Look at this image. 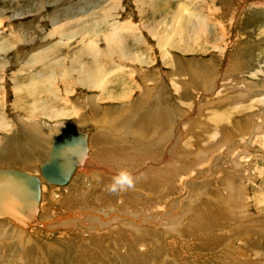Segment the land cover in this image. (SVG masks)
<instances>
[{
	"label": "rangeland",
	"instance_id": "1",
	"mask_svg": "<svg viewBox=\"0 0 264 264\" xmlns=\"http://www.w3.org/2000/svg\"><path fill=\"white\" fill-rule=\"evenodd\" d=\"M182 14L188 23L179 21ZM109 36L117 41L107 43ZM85 46L112 49L110 57L100 55L103 72ZM33 101L49 116L63 114H35ZM57 120L71 126L56 130ZM0 121L1 169L38 172L28 160L47 153L55 133L69 128L88 133L90 147L85 172L66 193L53 185L58 202L48 205L43 195L31 225L0 221V264H264V0H0ZM121 139L129 143L122 151L114 145ZM173 160L186 165L180 174L151 179V163ZM120 169L132 173L135 186L111 193L107 185ZM72 211L106 218L114 212L117 222L141 213L148 221L134 230L110 223L96 231L87 218L65 221ZM180 221L175 231L168 227ZM242 240H249L247 258L230 253Z\"/></svg>",
	"mask_w": 264,
	"mask_h": 264
},
{
	"label": "bare ground",
	"instance_id": "2",
	"mask_svg": "<svg viewBox=\"0 0 264 264\" xmlns=\"http://www.w3.org/2000/svg\"><path fill=\"white\" fill-rule=\"evenodd\" d=\"M143 3V2H142ZM137 4V3H136ZM151 8V7H150ZM152 9V8H151ZM158 11V10H157ZM182 11V10H181ZM100 14H102L101 12H99ZM183 13V12H182ZM102 15H105V16H107V14H106V11L104 10V12H103V14ZM183 15V14H182ZM203 15V14H202ZM179 16H180V13H179ZM188 16V15H187ZM189 17V16H188ZM178 18V17H177ZM187 17H186V15H183L180 19H179V21L181 20V19H184V21L183 22H185V20H186V22H187V20L188 19H186ZM173 22H176V21H173ZM189 22V21H188ZM187 22V23H188ZM191 22V21H190ZM176 23H178L179 24V26H180V22H176ZM119 24V22H117V25ZM122 25H123V23H121ZM132 24V23H131ZM177 24V25H178ZM181 24H182V21H181ZM174 25H175V23H174ZM177 25H176V27H177ZM178 26V27H179ZM186 26V25H185ZM184 26V27H185ZM115 27H117V26H115ZM118 27H120V24H119V26ZM128 27V26H127ZM131 27V26H130ZM175 27V28H176ZM193 27V26H192ZM64 28V27H63ZM119 30L121 29V28H118ZM128 29V28H127ZM184 30V29H183ZM64 31V30H63ZM114 32H116V30L114 31ZM122 31H120V33H119V35L122 37V39L123 38H125V37H127V34L125 35L124 33V30H123V33H121ZM127 32V31H126ZM174 32H175V29H174ZM173 32V33H174ZM117 33V32H116ZM116 33H114V34H116ZM177 33V32H176ZM111 34V33H110ZM131 34V33H130ZM129 34V35H130ZM108 35V34H107ZM113 35V34H112ZM179 35V34H178ZM131 36V35H130ZM133 36V35H132ZM110 37V36H109ZM108 37V41H107V43L109 42V44L111 43H115L116 41H117V39H114L115 37H110L109 38ZM117 37V36H116ZM210 37V36H209ZM167 38V37H166ZM190 38V37H189ZM193 38V37H192ZM161 39V38H160ZM163 41V40H162ZM169 41V40H168ZM106 42V41H105ZM123 42V40L122 41H119V43H118V45L119 44H121ZM172 43V42H171ZM88 44V43H87ZM87 44H85V45H87ZM84 45V44H83ZM174 45V44H173ZM88 46V45H87ZM86 47V46H85ZM87 48V47H86ZM88 48H90V49H88ZM85 51H87L86 53L87 54H89V57L90 58H92L93 56H99L98 57V59H97V61H93L94 63H96L97 62V66H99L98 68H99V70H101V72H103L102 71V69H104L105 68V66H104V64L102 63L103 61H101V62H99L100 60H101V57H100V55H104V56H106V58H108V57H110V54L112 53H114V52H111V50L112 49H110L109 51V54H107V53H105L108 49H109V47H107L105 50H103V49H101L100 47H97V46H92V47H88ZM160 50V49H159ZM104 53V54H103ZM115 53H117V52H115ZM123 53V52H122ZM167 53V52H166ZM131 54V53H130ZM117 55V54H116ZM119 55V54H118ZM121 55V57L124 55V54H120ZM39 56V55H38ZM45 56H46V53H45ZM149 56V55H148ZM118 57V56H117ZM132 57V56H131ZM141 57V56H140ZM38 58V57H37ZM126 58V57H125ZM135 58H137V57H135ZM139 58V57H138ZM43 59V58H42ZM105 58L104 57H102V60H104ZM120 59V58H119ZM122 59H124V56L121 58V60ZM134 59V58H133ZM143 59H145L144 57H143ZM40 60L41 59H39V62H40ZM140 60V59H139ZM33 61V60H32ZM34 61H36V58H35V60ZM116 61V60H115ZM142 61V60H141ZM145 61H146V59H145ZM112 62V61H111ZM117 62V61H116ZM131 62V61H130ZM143 62V61H142ZM33 63V62H32ZM36 63V62H35ZM37 64V63H36ZM119 65V64H118ZM122 65H123V63H122ZM114 66V65H113ZM120 67H121V64L119 65ZM94 67H96V66H93L91 69V71L92 72H97V71H95V69L97 68H95L94 69ZM118 67V66H117ZM98 68H97V70H98ZM100 68H102V69H100ZM83 71V67H80V68H77V69H75V72H77L78 74H80L81 72ZM155 71H158V70H155ZM99 72V71H98ZM108 72V71H107ZM101 74V73H100ZM174 74V73H173ZM91 74L88 72V77L90 76ZM103 75H106V74H104L103 73ZM166 75V74H165ZM153 76V75H152ZM159 76H160V79H162L161 78V75H159V73H157V77L156 78H158V80H159ZM168 76H169V74H168ZM94 78V77H93ZM154 78V77H153ZM167 78H169V77H167ZM90 79V78H89ZM88 79V80H89ZM164 81V80H163ZM88 82V81H87ZM90 83H92V82H90ZM98 84V83H97ZM137 85V84H136ZM95 86H97L96 85V81H95ZM137 87V86H136ZM42 88L43 89H45V87H43L42 86ZM145 88H146V86H145ZM222 88V87H221ZM146 90H147V88H146ZM162 90V89H161ZM159 91V90H158ZM102 93H104V92H102ZM144 93H146V92H144ZM143 93V94H144ZM124 94V93H123ZM123 94H121V97H122V95ZM93 96V95H92ZM142 96V95H141ZM120 97V98H121ZM148 97V96H147ZM146 97V98H147ZM119 98V97H118ZM156 98V97H155ZM143 99V98H142ZM152 99V98H151ZM88 100V99H87ZM37 101H39V100H37ZM37 101H33V104H34V106L31 108V112H35V114L36 113H39V112H41V111H43L42 112V114L44 115V116H49V113L50 112H48V111H46V109H45V104L44 103H42V105L37 109L36 108V104L38 103ZM152 101V100H151ZM154 101V100H153ZM157 101V100H156ZM155 101V102H156ZM139 102H140V100H139ZM154 102V103H155ZM158 103H159V101H157ZM91 103V102H90ZM138 103V102H137ZM146 103H147V101H146ZM234 103V102H233ZM135 104V103H134ZM141 104V103H140ZM143 104V103H142ZM163 104V103H162ZM82 105V104H81ZM146 105H148V104H146ZM236 105L238 106V103L236 102ZM143 106V105H142ZM142 106H141V108H142ZM121 107V106H120ZM138 107V106H137ZM145 107V106H144ZM161 107H163V106H161ZM235 107V106H234ZM149 108V107H148ZM164 109H165V107H163ZM146 110V109H145ZM166 111V110H165ZM63 114V112L62 113H55V112H53L49 117H55V118H57V116H61ZM104 114V113H103ZM163 115V114H162ZM100 116V115H99ZM147 116V115H146ZM42 117V116H41ZM48 117V118H49ZM162 117V116H161ZM64 118H66V117H64ZM95 118V117H94ZM149 118V117H148ZM58 119V118H57ZM97 121H95V123L96 122H98V121H101V120H98V119H100L99 117L98 118H95ZM105 119V118H104ZM158 119V118H157ZM106 120V119H105ZM119 120V119H118ZM162 120V119H161ZM58 121V124L61 126V128L60 129H62V128H68L69 127V124L70 123H68V121H66V120H64V121H62V122H59V120H57ZM93 121V120H92ZM104 121V120H103ZM163 121V120H162ZM1 122V121H0ZM102 122V121H101ZM94 123V124H95ZM103 123V122H102ZM25 124H26V122L25 121H22V124L21 125H24V127H25ZM105 124H107V125H109L110 127H112V124L111 123H105ZM149 124V123H148ZM73 125H75V124H73ZM83 125H84V123H83ZM106 125V126H107ZM35 127L37 126L36 125V123H35V125H34ZM70 126H71V124H70ZM86 126V125H85ZM101 126V125H100ZM123 126L125 127V130L127 131V127L123 124ZM72 127H74V126H72ZM44 128V127H43ZM55 128V127H54ZM99 128V127H98ZM109 128V127H108ZM138 128V127H137ZM45 130H46V133L47 134H49V130L48 129H46V128H44ZM53 129V128H52ZM71 129H73V128H71ZM141 129V128H140ZM227 127L224 129V130H226L227 131ZM44 130V131H45ZM103 130V129H102ZM35 131H40L38 128H36L35 129ZM68 131H72V132H78L79 134H81V136H83V137H85V135H87V138H88V133H86V132H81V131H76V130H70V128L68 129ZM107 131V130H106ZM106 131H103V133L104 132H106ZM132 131H134V130H132ZM57 132V131H56ZM67 132V131H66ZM138 132V134H139V130L137 131ZM136 132V133H137ZM231 132V131H230ZM233 132V131H232ZM231 132V133H232ZM40 134H42V132H39ZM62 133H64V132H62ZM62 133H60V134H62ZM141 133H143V132H141ZM59 134V133H58ZM57 135V134H56ZM56 135L54 136V138L56 137ZM98 135V134H97ZM105 136V135H104ZM139 137V136H138ZM141 137V136H140ZM139 137V138H140ZM94 138V137H93ZM97 142H100V141H98L96 138H94ZM100 139V138H99ZM104 139V138H103ZM176 139H178L177 137H176ZM88 140V139H87ZM87 140H86V137H85V141H84V150H83V152L81 153V155L76 159V161H74V167H73V169H72V171H71V173H70V175H69V178L67 179V181L65 182V183H63V184H59V183H52V182H47V181H45V179L42 177V175L40 176V174H39V176H38V174L36 175V174H33V175H30L31 173L26 169V168H23V170L22 171H19V172H22V173H24V174H27V173H30V174H27V175H30V176H33V177H35L36 178V181H37V186H38V195H37V200L35 201V202H29V203H26V204H24V206H22L21 207V209L20 208H15L13 211H11L10 212V214H8V215H0V218H4V217H6L9 221H7V222H11L12 223V225L14 226V227H18V225H16V223H14V222H19V223H21L22 225H20V227L21 226H23V225H25V223H29V220L32 218H35V216L37 215V213L36 212H38L37 210H38V208H37V206L39 205V204H41L40 203V199L42 198V196L44 195V196H46L45 198H44V202L47 204L48 203V205H50L51 203V201L53 202L54 200L55 201H57L56 199H57V197H59L60 198V195L58 194V193H56L54 190H53V185L55 186H62L63 187V189L64 188H66L64 191H65V193L69 190V188H71V186H69L70 184H72L73 182H74V180H75V177L77 176V174H79V175H81V174H83L85 171L82 169V168H84L85 169V167H83V166H86V165H88L87 163H86V160L89 158V155H88V151H89V149H88V151H87V148H90L89 147V145L87 146V148H86V144L88 143L89 144V141L87 142ZM53 141V140H52ZM51 141V142H52ZM30 142V141H29ZM31 142H33V141H31ZM102 142V141H101ZM160 142V141H159ZM188 142V141H187ZM115 144L114 145H117L118 144V146H116V147H118L119 148V150H121L122 151V149H121V147H125V146H127L126 145V143L127 144H129L128 143V141H123V139H121V140H116L115 142H114ZM157 143V142H156ZM28 144H31V143H28ZM47 144V143H46ZM51 144V143H50ZM12 145L14 146H16V143H12ZM133 145H134V143H133ZM132 145V146H133ZM234 145V144H233ZM29 146H32V145H29ZM100 146V149L102 150V146H103V142H102V144H100L99 145ZM99 146H96V147H99ZM235 146L237 147V146H242L241 144H235ZM95 147V148H96ZM115 147V148H116ZM135 147V146H134ZM185 147V146H184ZM178 148H180V147H178ZM49 149H50V146H49V148H48V155H49ZM94 149V148H93ZM100 149H99V151H100ZM108 149V151H109V148H107ZM126 149V148H125ZM157 149H158V147H157ZM156 149V150H157ZM162 149V148H161ZM181 150H179V153H182L183 152V149L184 148H180ZM114 150V149H113ZM244 150H246V146L245 145H243L242 146V148H241V151H244ZM97 151V150H96ZM95 151V152H96ZM99 151H97L96 153H94V151H93V153H94V156L97 158L99 155H102V153H101V151L99 152ZM116 151V150H115ZM118 151V150H117ZM133 151V150H132ZM131 151V152H132ZM159 151V150H158ZM157 151V152H158ZM99 152V153H98ZM105 153H106V151H104ZM110 152V151H109ZM125 152V151H124ZM137 152V151H136ZM155 152V149H154V151L152 152V154H151V156H150V159L154 156V153ZM248 152V151H247ZM104 153V154H105ZM121 152H119V154H120ZM128 153V152H127ZM196 153V152H195ZM108 154V153H107ZM111 154V153H110ZM48 155H47V157L45 158V160L42 162V163H44V162H46L47 161V158H48ZM91 155H93V154H91ZM98 155V156H97ZM106 155V154H105ZM112 155V154H111ZM111 155H110V157H111ZM115 155V154H114ZM113 155V156H114ZM122 155H123V153H122ZM143 155V154H142ZM174 155V154H173ZM248 155V154H247ZM17 156L18 157H22V154L21 153H18L17 154ZM116 156V155H115ZM127 155H123L122 157H126ZM236 156H237V152H236ZM91 157V156H90ZM121 157V158H122ZM136 157V156H135ZM143 157V156H142ZM92 158V157H91ZM90 158V159H91ZM120 158V157H119ZM154 158V157H153ZM169 158V157H168ZM180 158V157H179ZM92 159H94V158H92ZM102 159V158H101ZM107 159H108V157H107ZM115 160V163H116V160H117V158L115 159V157L113 158L112 157V160H110V161H113L114 162V160ZM126 159H128V157L126 158ZM236 159H239L238 157L236 158L235 156L231 159V162H235V160ZM95 160V159H94ZM124 160V159H123ZM154 160V159H153ZM158 160V159H157ZM105 161V160H104ZM110 161H106L107 163H109ZM118 161H120V159L118 160ZM128 161V160H127ZM135 161V160H134ZM156 161V160H155ZM168 161V160H167ZM174 161V163L172 162V161H170L169 163H165L164 164V166H161V165H154V164H152L151 162V167H150V163H149V167L152 169V171L151 172H149L150 174V176L152 177H150L151 179H154V178H156V180H157V178L159 179V183L162 181L163 182V178H166V177H168V176H171L170 178H173L174 176H176L178 173H179V171H180V167L182 166V164L180 165V167H179V163H175L176 162V160H173ZM242 161V160H241ZM90 162H92V161H90ZM121 162V161H120ZM159 162V161H158ZM172 162V163H171ZM42 163L40 164V166L42 165ZM95 162H93V164H94ZM112 162H110L109 164H111ZM114 163V164H115ZM126 163V162H125ZM131 163V162H130ZM135 163V162H134ZM190 163V162H189ZM195 163H197V162H195ZM128 164H129V162H128ZM160 164V163H159ZM187 164V166H188V163H186ZM89 165H90V163H89ZM118 165H119V163H118ZM190 165H191V163H190ZM189 165V166H190ZM39 166V167H40ZM92 166V165H91ZM98 166V165H97ZM103 166V165H102ZM101 166V167H102ZM113 166V165H112ZM116 166V165H115ZM114 167V166H113ZM184 167H186V165L184 166ZM183 166L181 167V168H184ZM119 168V167H118ZM193 168V167H192ZM192 168H190L189 167V169L191 170ZM93 169V168H92ZM99 169V168H98ZM187 169V168H186ZM194 169V168H193ZM0 170H3V169H0ZM7 170H11V169H7ZM12 171H18V170H12ZM76 171V172H75ZM91 171V170H90ZM95 171V170H94ZM192 171V170H191ZM27 172V173H26ZM38 173V172H37ZM90 173H92V172H90ZM95 173H97V171H95ZM148 174V173H147ZM180 174V173H179ZM262 174V173H261ZM34 175H36V176H34ZM73 175V176H72ZM78 175V176H79ZM146 174H144V176H145ZM149 175H147L146 177L147 178H149L148 176ZM97 175L95 174V177H96ZM72 177V178H71ZM145 177V178H146ZM179 177V176H178ZM78 178V177H77ZM76 178V179H77ZM146 178V179H147ZM71 179V180H70ZM144 178H142V180H143ZM160 179H161V181H160ZM70 180V181H69ZM148 180V179H147ZM166 180V179H165ZM72 181V182H71ZM144 182H146V180H143ZM143 181H142V183H143ZM70 184H69V183ZM154 182H155V180H154ZM153 182V183H154ZM165 182V181H164ZM69 185H68V184ZM68 186H67V185ZM75 185V184H74ZM98 185V184H97ZM155 185V184H154ZM103 186V185H102ZM53 187V188H52ZM91 187V186H90ZM88 188V187H87ZM86 188V191L88 190ZM103 188H105L104 186H103ZM102 188V189H103ZM56 189H58V187L56 188ZM62 189V190H63ZM239 189V188H238ZM82 190V189H81ZM81 190H79V191H81ZM165 190V189H164ZM59 191V190H58ZM61 191V190H60ZM63 191V192H64ZM161 191H163V190H161ZM0 192H2V190L0 191ZM46 192L48 193V194H46ZM82 192V191H81ZM84 192V191H83ZM70 193L72 194V192L70 191ZM239 193V192H238ZM103 194V193H102ZM102 194H100V196H98L96 199H100L101 198V196H102ZM229 194H231V193H229ZM243 194V193H242ZM232 195V194H231ZM236 195V194H235ZM234 195V196H235ZM244 195H245V193H244ZM230 196V195H229ZM239 196V195H238ZM74 196H71L70 197V199L71 198H73ZM226 197V196H225ZM240 197H242V196H240ZM244 197V196H243ZM1 198H5V199H7L8 197L7 196H3V195H0V199ZM62 198V197H61ZM228 198H231V197H226V199H228ZM247 198V197H246ZM245 198V199H246ZM45 199H46V201H45ZM50 199V200H49ZM92 199V198H91ZM89 200L90 202H92L93 200ZM59 200V199H58ZM61 200V199H60ZM241 200V199H240ZM42 201V202H43ZM54 201V202H55ZM68 201H70V200H68ZM58 202V201H57ZM235 202V201H234ZM256 202V201H255ZM50 203V204H49ZM234 204H236V203H234ZM45 205V204H44ZM241 205V204H240ZM244 205V204H243ZM63 206V205H62ZM113 206H115V205H113ZM113 206L111 207L112 209H113ZM206 206V205H205ZM205 206L203 207V208H205ZM39 207V206H38ZM41 207V206H40ZM222 207V206H221ZM70 208V211H71V207H69ZM152 208V207H151ZM192 208V207H191ZM202 208V209H203ZM236 208H237V206H236ZM238 208H240V207H238ZM244 208V207H243ZM44 209V208H43ZM73 210H74V208H72ZM187 209V208H186ZM207 209V208H206ZM53 210V209H52ZM63 210V209H62ZM185 210V209H184ZM210 210V209H209ZM43 211H45V210H43ZM64 211V210H63ZM105 211L108 213H110V211H111V209H108V210H103V212L105 213ZM224 211V210H223ZM101 212V211H100ZM103 212H101V213H103ZM115 212H117V211H115ZM145 212V211H144ZM148 212V211H147ZM185 212H186V210H185ZM203 212V211H202ZM205 212V211H204ZM44 213H46L47 214V217L49 216V218H50V215H48V213H49V210H46ZM103 213V214H104ZM182 213H183V211H182ZM209 213V215L211 216V212H208ZM207 213V214H208ZM42 214V213H41ZM100 214V213H98L97 211L95 212V211H92V212H90V211H77V212H75L74 211V213H73V211L72 212H69V214L67 215H62V216H64L65 217V221H66V219L67 218H72V219H74V218H87L86 220L88 221V223H90V225H92L91 227H90V229L91 228H94V229H96V231H98L99 229H100V227H102V228H105L106 226H109L110 225V223L112 224H117L118 223V225L120 226V227H122V228H125V230L126 229H128V230H134L135 229V226L138 228L139 226H141V225H143V226H146L145 224H143V222L145 221V220H147L148 221V218H145V216L147 217V215H141V213H139V216H137L136 218H133L132 216H130V215H124V214H126V213H124V214H121V216H123V219H120L119 220V222H117L116 221V219L114 218L115 216L117 217V215L115 214V216H114V212H112L111 214H110V217L111 218H106L104 215L106 214ZM144 214H146V213H144ZM156 214V213H155ZM158 214H159V212H158ZM158 214H156V215H158ZM184 214V213H183ZM203 216H205V214H203V213H201ZM106 215H109V214H106ZM136 215V214H135ZM138 215V214H137ZM198 215V214H197ZM200 216V217H203V216ZM208 215V216H209ZM213 215H214V217H216V215H217V213H213ZM41 216V215H40ZM52 216V215H51ZM62 216H59V218L60 217H62ZM120 216V217H121ZM150 216V213H149V215H148V217ZM168 216V215H167ZM173 216H175V215H173ZM179 216V215H178ZM181 216V215H180ZM196 216V215H195ZM207 216V217H208ZM63 217V218H64ZM119 217V216H118ZM152 217V216H151ZM193 217V216H192ZM207 217H206V219H207ZM219 217L220 216H218L217 218H211L212 220H214V221H211L210 223H208V224H211V223H214L215 222V220H216V222H218V220H219ZM45 218V217H44ZM262 218H264L263 216H262ZM41 219V218H40ZM39 219V220H40ZM55 219H57V218H55ZM61 219V218H60ZM106 219H109V220H107V222H104V221H106ZM180 219V218H179ZM182 219V218H181ZM202 219V218H201ZM204 219V218H203ZM2 219H0V221H1ZM38 220V221H39ZM49 221H53L52 219H48ZM48 220L47 219H45L44 220V222L45 221H47L48 222ZM83 220V219H82ZM171 220V219H170ZM170 220H168V221H170ZM172 220H173V218H172ZM13 221V222H12ZM56 221V220H55ZM55 221H53V222H55ZM59 221H62V219L61 220H57L56 221V224L57 223H60ZM79 221V220H78ZM143 221V222H142ZM163 221V220H162ZM185 221V220H184ZM187 221V220H186ZM188 221H189V219H188ZM195 221V220H194ZM196 221H197V219H196ZM207 221H209V220H207ZM36 222V221H35ZM41 222V221H40ZM63 222V221H62ZM61 222V223H62ZM121 222V223H120ZM141 222V223H140ZM183 222V221H182ZM181 221L180 222H178V223H176V224H174V225H170V226H168V227H170L172 230H176V229H178L179 227H181L182 226V223ZM249 222V221H248ZM2 223V222H1ZM67 223V222H66ZM66 223H64V224H66ZM87 223V224H88ZM256 223V222H255ZM8 224V223H7ZM47 225H48V223H46ZM56 224H55V226H56ZM160 224V223H159ZM169 224V223H168ZM189 224H191V222L189 223ZM198 224V223H197ZM196 224V225H197ZM29 225H31L30 223H29ZM34 225V224H33ZM37 225V224H36ZM68 225V224H67ZM89 225V224H88ZM261 226H262V224H260ZM259 225V226H260ZM50 226V225H49ZM69 226V225H68ZM142 226V227H143ZM160 226V225H159ZM20 227H18V228H20ZM35 227V226H34ZM75 227V226H74ZM193 227H194V225H193ZM196 227V226H195ZM101 228V229H102ZM186 228H189V227H187L186 226ZM185 228V229H186ZM2 230L3 229H5V228H1ZM22 229V228H21ZM79 229V228H78ZM114 229V228H113ZM146 229V228H145ZM154 229V228H153ZM184 229V228H183ZM20 230V229H19ZM87 230V229H86ZM93 230V229H92ZM104 230V229H103ZM164 230V229H163ZM172 230H168V231H172ZM187 230V229H186ZM190 230V229H189ZM192 230V229H191ZM8 231H10L9 229H8ZM12 231H13V229H12ZM89 231H91V230H89ZM116 231H118L117 229H116ZM137 231H139V229H137ZM209 231V230H208ZM213 231V230H212ZM23 232H25V231H23ZM101 232V231H100ZM115 232V231H114ZM120 232V231H119ZM9 233V232H8ZM13 232H11V234H12ZM87 234H88V232H86ZM92 233V232H91ZM3 234V233H2ZM73 234V233H72ZM76 234V233H75ZM104 234V232H102V233H100V234H96L94 237V239L93 240H95V242H92V241H90L91 243H92V245H93V243H95V245H97L98 244V242H99V240L101 239V237H102V235ZM112 234V233H111ZM154 234V233H153ZM160 234H162V233H160ZM74 235V234H73ZM78 235V234H77ZM89 235H90V233H89ZM163 235V234H162ZM1 236V235H0ZM113 236V235H112ZM117 236V235H116ZM134 235H132V237H133ZM145 236V235H144ZM156 236V235H155ZM154 236V237H155ZM4 237H5V235H4ZM4 237H3V239H4ZM7 237V236H6ZM5 237V238H6ZM16 237V236H15ZM18 237V236H17ZM20 237V236H19ZM76 237V236H75ZM90 237H93L92 235L90 236ZM140 237H141V235H140ZM146 237V236H145ZM164 237V236H163ZM10 238V237H9ZM81 238V237H80ZM88 238V237H87ZM113 238V237H112ZM155 238H157V236L155 237ZM103 239V238H102ZM128 239V238H127ZM148 239H150V238H148ZM248 239V238H247ZM14 240V239H13ZM28 240H29V238H28ZM89 240V239H88ZM104 241V240H103ZM109 242V241H108ZM107 242V243H108ZM242 243H241V245H240V247H236L234 250H235V252L234 251H231L230 253H234L235 255H237V256H241V257H246L247 258V254H248V250H250L249 249V247H250V245H249V240H242L241 241ZM32 243H34V242H32ZM251 243V242H250ZM28 245V244H27ZM99 245V244H98ZM138 245V244H137ZM72 246V245H71ZM253 246V245H252ZM137 247V246H136ZM141 247H143V246H141ZM149 247V246H148ZM80 248V247H79ZM109 248V247H108ZM140 248V247H139ZM252 248V247H251ZM77 249V248H76ZM150 249V248H149ZM226 249V248H225ZM127 251V250H126ZM228 251V250H227ZM86 254V253H85ZM226 254V253H225ZM91 255V254H90ZM89 255V256H90ZM102 257V256H101ZM121 257V256H120ZM138 258H139V256H138ZM141 258V257H140ZM118 259V258H117ZM73 260H74V258H73ZM103 260V259H102ZM139 260V259H138ZM245 260V259H244ZM249 261V260H248ZM247 262V261H246ZM262 262V261H261ZM79 263V262H78Z\"/></svg>",
	"mask_w": 264,
	"mask_h": 264
},
{
	"label": "water",
	"instance_id": "3",
	"mask_svg": "<svg viewBox=\"0 0 264 264\" xmlns=\"http://www.w3.org/2000/svg\"><path fill=\"white\" fill-rule=\"evenodd\" d=\"M85 137L67 131L57 135L49 150L47 161L40 166V173L47 182L63 184L69 178L74 161L84 150ZM0 215H8L15 208L35 202L38 195L36 178L19 171L0 170Z\"/></svg>",
	"mask_w": 264,
	"mask_h": 264
},
{
	"label": "clouds",
	"instance_id": "4",
	"mask_svg": "<svg viewBox=\"0 0 264 264\" xmlns=\"http://www.w3.org/2000/svg\"><path fill=\"white\" fill-rule=\"evenodd\" d=\"M135 179L132 173L127 169H120L112 178V182L107 185V190L111 193L124 192L133 189Z\"/></svg>",
	"mask_w": 264,
	"mask_h": 264
},
{
	"label": "crops",
	"instance_id": "5",
	"mask_svg": "<svg viewBox=\"0 0 264 264\" xmlns=\"http://www.w3.org/2000/svg\"><path fill=\"white\" fill-rule=\"evenodd\" d=\"M60 128H61V127H59V126H56V127H55L56 130H59ZM66 131H68V129L65 130V131H62V132H66ZM62 132H59V134L62 133ZM33 133L36 134V133H38V131H34ZM33 133H32V134H33ZM56 134L59 135L58 133H55V135H56ZM46 135H48V134L46 133ZM55 135H54V136H55ZM57 135H56V136H57ZM85 137H86V140H87V139H88V138H87V135H85ZM40 139H41V138H40ZM53 139H54V138H53ZM31 141H32V140H31ZM51 141H52V140H51ZM51 141H50V143H52ZM88 141H89V139L87 140V142H88ZM87 146H88V143L86 144V148H87ZM31 147L34 148L33 145H32ZM34 149H35V148H34ZM87 149H88V148H87ZM49 150H50V149H49ZM35 154L38 155V152L35 153ZM47 155H48V150H47V153L42 154L40 158H37L36 155H33V157H32L30 160H28V162H34L35 164H37V166H38V172L40 173V167H39V166H40V164L45 160V158L47 157ZM24 157H25V156H24ZM35 158H37V160H35ZM28 162H27V164L29 165ZM31 165H32V164H30V166H31ZM33 166H34V165H33ZM0 169H1V168H0ZM26 169H27V168H26ZM3 170H7V169H3ZM12 170H14V169H12ZM27 170H28L30 173H32V174H30V173H27V172H26L27 174H30V175L37 174V168H36L35 166H34L33 168L30 167V168L27 169ZM19 171H20V170H19ZM75 172H76V171H75ZM34 176H36V175H34ZM40 176H41V175H40ZM72 176H73V175H72ZM71 178H72V177H71ZM70 180H71V179H70ZM70 180H69V181H70ZM0 219H6V217H4V218H0Z\"/></svg>",
	"mask_w": 264,
	"mask_h": 264
}]
</instances>
